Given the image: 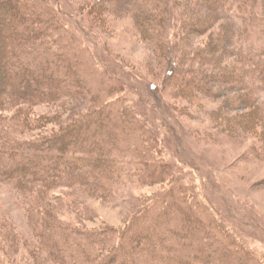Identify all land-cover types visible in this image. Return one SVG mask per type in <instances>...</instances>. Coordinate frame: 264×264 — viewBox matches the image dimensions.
<instances>
[{
	"label": "rangeland",
	"instance_id": "1",
	"mask_svg": "<svg viewBox=\"0 0 264 264\" xmlns=\"http://www.w3.org/2000/svg\"><path fill=\"white\" fill-rule=\"evenodd\" d=\"M49 1L63 14L60 23L75 42L85 43V69L94 74V81L85 83L92 84L90 92L114 89L116 99H123L116 106L135 114L124 126L135 123L137 135L117 131L130 144L122 145L127 152H121L128 159L125 169L134 170V175H123L116 193L77 179L43 188L45 198H40L39 189L24 194L0 179V264H56L43 230L52 218L101 235L132 228L140 211L169 189L178 174L199 193L191 205L204 204L205 212L186 217L208 221L217 212L216 219L231 232L229 238L225 231L212 232L208 242L201 243L205 254L214 255L218 264H242L246 258L225 246L232 241L235 251L245 248L264 264V85L259 77L248 80L254 71L246 58L264 43V0H225L223 13L206 0ZM11 18L2 20L7 41L25 32L10 29ZM227 36L235 44L217 53V68L233 74L229 81L218 73L204 77L199 72L205 60L200 51ZM92 99L59 93L31 106H17L9 114L18 116L23 108L21 117L29 123L26 136L57 134L77 128L79 119L90 114ZM92 122L89 131L95 130ZM105 124L106 132L114 131V123ZM145 132L155 136L146 144L140 141ZM103 133L96 132L99 139ZM159 155L173 164L175 174L164 179L160 173L147 175ZM194 235L184 233L183 239L190 242ZM115 262L120 264L117 258Z\"/></svg>",
	"mask_w": 264,
	"mask_h": 264
},
{
	"label": "trees",
	"instance_id": "2",
	"mask_svg": "<svg viewBox=\"0 0 264 264\" xmlns=\"http://www.w3.org/2000/svg\"><path fill=\"white\" fill-rule=\"evenodd\" d=\"M206 2L207 5H218L222 13L228 6L225 0ZM7 16L12 17L10 29L25 31L20 37H10L8 41L2 21ZM62 19L63 14L49 0H0V179L12 182L24 194L39 189L40 198L47 196L43 188L72 183L77 179L104 193H116L122 176L128 178L134 175V170L125 169L128 159L122 154L127 152L122 145L128 147L130 144L117 131L123 130L124 135H137V128L133 127L135 123L128 128L124 126L125 122L131 123L136 119L135 114L125 106H116L123 99H116L114 89L108 88L107 92L93 89L94 94L90 92L92 84L86 86L85 83L94 81V74L85 69L89 59L87 48L85 43L75 42L74 35L60 23ZM193 27L192 23L187 26L190 31L195 29ZM234 44L233 37L227 36L207 51H200V57L205 60L199 67L202 72H199L206 78L211 73L226 75L229 81L232 71L218 69L221 65L216 57L217 53L229 50ZM237 44L240 46L239 42ZM263 44L246 58L249 59V69L254 71L248 80L253 79V76L259 77L264 85ZM59 93L84 99L90 95L93 98L90 114H84L74 130L26 136L24 131L29 123L26 117L25 121L21 117L23 108L19 117L9 114L17 106H31ZM9 121L12 125L7 124ZM89 122L93 123L94 131L92 128L88 130ZM106 122L114 123V131H105ZM103 131L104 135L99 139L96 132ZM73 132H79L78 137ZM154 138L145 132L140 136V141L146 144ZM148 156L143 158L147 159ZM160 157L154 159L156 168L147 172V175L160 173L164 179L175 174L173 164ZM84 175L91 177L89 179ZM175 176L174 184L140 211L135 225L132 228L128 226L125 231L101 235L97 230H80L75 226L64 225L59 220L56 223L52 221L53 218L44 220L46 225L43 230L48 232L45 236L50 245L49 255L56 264H118L116 258L120 264H218L213 260L214 255L205 254L201 243L208 242L212 232L219 235L220 230L225 231L227 238L231 232L223 229L225 223L216 219L217 212H213L208 221L204 218L202 222L188 219L186 213H203L204 204L191 205L199 193H195L196 190L185 183L184 176ZM188 232L195 234L190 242L183 239L184 233ZM231 242L226 241L225 246L231 253L246 258L242 264H250L248 258H251V264H259L247 249L235 251V244ZM170 243L174 245L170 247Z\"/></svg>",
	"mask_w": 264,
	"mask_h": 264
}]
</instances>
